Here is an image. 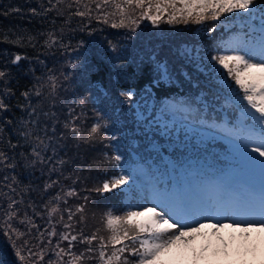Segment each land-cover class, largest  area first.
I'll use <instances>...</instances> for the list:
<instances>
[{
	"label": "trees",
	"instance_id": "1",
	"mask_svg": "<svg viewBox=\"0 0 264 264\" xmlns=\"http://www.w3.org/2000/svg\"><path fill=\"white\" fill-rule=\"evenodd\" d=\"M81 5L85 6L83 1L0 0V71L5 73L0 77V101L4 105L0 107V152L5 153L4 157H0V264H18L13 259L16 246L10 236L13 229L6 227L4 221L8 210L11 209L13 218L19 216L20 221L27 218L26 209L29 214L38 211L41 214L38 220L41 226L47 227L46 230L51 231L56 222L62 228L58 221L60 216L52 215L51 211L60 205L53 192L62 188L67 180L76 193L68 196V203L75 208L84 206L82 213L73 211L74 226L84 229L85 235L96 232L98 237H106L108 233L102 224L104 216L91 219L95 210L98 212L104 208L107 211L111 203V207L125 214L131 210L130 206L145 202L151 182L169 188L178 183L185 184L180 167H184L194 182H206L211 175L221 177L230 169H240L231 141L196 125L226 122L228 126H234L245 111L247 102L241 99L242 93L238 95V86L227 77L226 71L218 70L219 66L211 60L226 45L231 46L236 36L250 31L246 20L233 19L235 13L200 24L191 20L169 24L167 12L158 26L151 25L148 20V23L141 21L136 28L147 29L143 35L161 43L149 48L140 47L135 55L129 52L134 44L127 48L126 44L115 39H111L109 45L101 44L102 47L95 50L100 54L93 52L90 56L93 67L79 83L81 92L89 96L85 101L90 113L86 115L89 123L94 125L97 116L102 117L99 121L101 134L93 140H85L84 134L80 139L68 129L64 136H55L56 133L52 132L55 144L63 142L69 151L61 169L56 165L50 166L45 154L40 153V157L35 155L36 139L26 131V118L31 91L47 69L43 65L56 70L55 67L65 62L59 51L73 48L79 42L97 49V44L90 45L91 38L106 34L112 26L110 22L92 18L90 27L85 25L80 28L77 25L80 21H76V9ZM138 17L139 10H136L133 18ZM258 23L257 18L256 26ZM125 24L130 26L129 21ZM210 28L214 31H209ZM109 34L111 38L116 37L115 33ZM132 35L134 40L138 39L137 33ZM58 37L62 42L56 40ZM64 41L67 43L64 44ZM112 49L117 50L109 60ZM120 53H126L124 59L132 58V61L127 60L113 68L112 60H119L123 54L113 57ZM17 55L21 57L19 61L15 60ZM133 60L139 65L136 66ZM165 66L168 76L161 79L160 73ZM90 87L92 93H89ZM67 90L66 87L62 93ZM129 90L133 92L131 98L120 94ZM26 92L27 97L23 95ZM165 104H186L191 114L186 120L173 125L171 116L160 119V111ZM166 122L169 125L168 134L164 129ZM181 123L188 127L181 128ZM105 124L107 127H103ZM88 135L89 131L85 136ZM113 136L116 139H111ZM115 155L122 157L119 165L115 161L108 162ZM49 167L52 176L45 177ZM133 168L142 169L147 175H142L136 184L123 189L96 191L103 182L111 181ZM62 169L69 172H59ZM63 176L67 180L64 179L60 187L57 177ZM255 179L258 180V174ZM50 180H55V183L46 186L45 182ZM84 197L88 198L87 202ZM16 202L19 203L16 205ZM70 229L72 232L76 230ZM79 240L73 242L72 251L76 255L88 247ZM98 245L99 240L94 241V251L84 252V258L77 264H101L99 260L87 259L89 255L98 256ZM71 257L66 256L62 264L71 261Z\"/></svg>",
	"mask_w": 264,
	"mask_h": 264
},
{
	"label": "snow or ice",
	"instance_id": "2",
	"mask_svg": "<svg viewBox=\"0 0 264 264\" xmlns=\"http://www.w3.org/2000/svg\"><path fill=\"white\" fill-rule=\"evenodd\" d=\"M79 2L80 0H76V3ZM94 2L97 8L111 6L115 9L110 15H118L120 23L119 25L113 23L114 28L129 26L125 24V21H129L134 31L140 20H148L154 26H158L166 12L169 24L188 23L189 20L200 24L208 19L220 20L221 16H231L235 13L233 19L246 20L250 31L236 36L229 48L222 49L211 57L215 65L219 66L218 70L226 71L227 77L234 81L238 86V95L242 93L241 99L247 102L246 110L242 111L239 122L231 129H222L230 137L237 154L240 175L231 181L217 178L192 184L178 183L172 188L151 182V207L145 204L142 210H129L122 216L113 215L111 210L105 213L102 224L108 233L106 237H98L96 232L88 236L81 230L79 242L88 245L84 252L92 253L93 242L99 240L98 256L89 255L87 259L99 260L101 264H167L165 253L177 242L194 239L189 234L200 232L203 228L219 230L228 227L244 232L264 231V0H94ZM87 7L85 5L86 10ZM136 10H139V17L133 18ZM32 11L35 14V9ZM87 14V11L76 13L79 16ZM107 22L105 19V23ZM209 31H214V28H210ZM20 59L19 55L15 57L16 61ZM4 75L5 73L0 71V77ZM167 76L165 66L160 78L164 79ZM49 79L53 80L54 91L55 78ZM120 94L129 98L133 96L131 90L122 91ZM23 95L27 97L28 93ZM3 106V102L0 101V107ZM190 114L191 110L186 104H165L161 108L160 119L166 115L171 116L172 124L175 125L182 119L186 120ZM101 119L102 117L98 115L97 121L90 128V140L101 134L102 125L99 122ZM65 127L68 125L65 124ZM187 127V124L181 123V128ZM164 129L165 134H168L167 122ZM71 131L77 138L82 135L79 128L73 127ZM111 139L114 140L116 137L113 136ZM249 145L255 146L249 150ZM33 152L40 157L35 148ZM4 156L5 153L0 152V157ZM121 159L120 155H115L108 162L115 161L119 165ZM256 174L258 180L255 179ZM142 175L147 173L142 169L133 168L111 181L103 182L102 187L96 191L112 192L114 189H123L130 184H136L142 179ZM67 195L73 196L76 193L70 190ZM54 199L59 200L60 197L56 196ZM87 199L84 197L85 202ZM57 210L53 209L54 212ZM76 211L82 213L84 206L77 207ZM73 217L74 213L69 210L68 220H72ZM225 219L231 223H224ZM83 220L82 216L81 222ZM213 220L216 222L212 223ZM64 227L70 228L71 225L65 223ZM51 235H56L55 229ZM60 240L68 241V247L60 248L55 253L58 259L69 255L73 259L67 264H77L84 258V252L77 256L72 251L73 242L78 240V236L73 235L69 239L67 234L61 233ZM109 247L111 253L107 254L104 249ZM16 255L19 256L20 253L17 252ZM49 264L53 262L50 260Z\"/></svg>",
	"mask_w": 264,
	"mask_h": 264
},
{
	"label": "rangeland",
	"instance_id": "3",
	"mask_svg": "<svg viewBox=\"0 0 264 264\" xmlns=\"http://www.w3.org/2000/svg\"><path fill=\"white\" fill-rule=\"evenodd\" d=\"M63 1H74L76 3V0ZM80 1H83L84 5L88 6L87 10L83 5L79 7L77 6V12H88V14L85 16L77 15L76 21H80V23L77 24L80 28H83L85 25L86 27H90V19L92 18L96 20L101 19L104 22L105 19H107V21L111 24L115 23L119 25L120 17L118 15H110L111 12L115 11V9H113L111 6H102L101 8H97L96 2H94V0ZM141 21H143V23H148L147 20H140L139 22ZM125 22L127 23L128 21ZM149 22L151 25H153L151 21ZM142 30L143 28H135L133 31L131 26L115 28L110 26L107 29V33H115L116 37L111 38V35L109 34V36L107 33L96 35L95 38L92 37L90 40V45L93 46V44H97V49L86 46V43L79 42L78 45L73 48H63L61 51H59V54L61 57H63L65 62H61V66L59 64L57 67H55L56 70H54V68L52 70L51 66L43 65V67L47 69H44L45 71L42 75H40V82L34 86L33 90L31 91V95L29 96L30 104L27 109L28 115L26 118V124L28 127H26V131L32 135V138L36 139L34 148L37 152L46 155L47 162L50 164V166L55 167L56 165L58 169L63 168L65 166L64 162L67 161L69 153V151L66 150L63 142H61L59 145L55 144V141L52 140V132L56 133L55 136L57 134L59 136H64L66 129L71 130L73 127H76L81 130L82 135L84 134L85 140H90L89 135L88 137L85 136V134H87V132L93 126L92 122L89 123L88 117H86V115L90 114L85 104V101H87L89 96L88 93L81 92L82 89L79 87V85L82 82V77H84L86 73L91 70V67H93V64L91 65L92 62L90 61L91 54L94 52L95 54L99 55V51L95 50H98V47H102L101 44L103 43L109 45V43H111V39L117 40L118 43L126 44L127 48H129L130 44H134L133 49L129 51L133 55H135L136 52L140 50V47L141 49L143 46L149 48L151 45L161 43V41L157 39L153 40L151 37H145L143 33L147 29L144 31ZM134 33L138 34L137 40L133 39L134 36L132 34ZM56 40L62 42L61 37H58ZM66 43L67 41H64V44ZM166 47L167 46L164 48ZM229 47L230 46L228 45L225 46V48ZM116 50L117 49H112L109 52V60H111L112 55L116 52ZM122 54L120 53L113 57L117 58L119 55H122L119 60H112L113 68H115V66L117 67L121 65L123 62L125 63L127 60L132 61L130 60L132 58L124 59L126 53ZM205 58L207 59L208 57L206 56ZM133 61L134 64L136 63V66L137 64L139 65L136 60ZM49 77L55 78L54 91L53 80L49 79ZM66 87L68 90L65 93H62ZM91 90L92 88L89 89V93H92ZM71 92L73 93L71 94ZM33 101L35 102L34 104ZM239 120L237 122H239ZM65 124L68 125L67 128L65 127ZM196 125L200 127V129L206 131L212 130L216 134L223 136L224 139L231 141L230 137L222 129H231L233 125L228 126L226 122ZM81 136L79 137L80 139ZM40 141H43L44 143L41 144ZM45 145H47V147H45ZM254 146L255 145H249V150ZM59 172L67 174L69 171H63L62 169ZM52 173L53 172L49 167L46 170L45 177L51 175ZM239 175L240 169L233 168L221 177H214L211 175L207 181L215 180L217 178H223L226 181H231L232 179L237 178ZM54 178L56 179V177ZM64 179L67 180V177H57L60 187L65 181ZM54 181L55 180H50L45 182L46 186H51ZM65 182L66 183L62 188H59L53 192L55 197H60V199L57 200L60 205L54 208L58 209L57 211H51L52 215H59L60 218L63 216V219L58 220L62 228L56 224L57 222L55 223L53 228L56 232L55 236L51 235L53 229L48 231L46 230L47 227L45 228L44 225L41 226V221L38 220L41 214H38V211H33L31 215L28 213L29 210L26 209L25 212L27 214V218L25 219L23 217L24 220L21 221L19 216H16L15 219L10 215L11 209H9L5 214V226H11L13 229V233H10V236H12V238L15 240L16 245H14L15 250L13 251V259L18 264H49L50 260L53 262V264H62L65 262V257L68 255H64L62 259H58L55 255V253L58 252L60 248L67 249L68 247L66 241L60 240L61 233L67 234L69 239H71V236L73 235L78 236L80 239L79 233H81V230L84 232V229H78L74 226V220H68L69 210L73 212L77 208L68 203L67 192L70 190H75V188L69 183L68 180ZM46 186L43 187L47 189ZM18 203L19 202H16V205ZM145 204H147L149 207L152 206L150 190L147 193L145 202L142 204H134L130 206V208L132 211L142 210V206ZM110 210L113 215H124L120 214L117 210L111 207L110 203L107 211L104 208H101L98 211L99 213L95 210L91 215V219H99L100 216H104V214ZM117 212L119 214H117ZM13 220H15V223H12ZM38 222L39 224H37ZM215 222V220L212 221V223ZM223 222L231 223V221L228 219H225ZM65 223L74 226L70 228H76V230L72 232L70 228H65ZM42 228H44V230ZM189 235L193 236L194 239L177 242L165 253L167 264H264V231L249 230L244 232L241 229L228 227L220 228L219 230L203 228L200 230V232L190 233ZM58 242L59 247H57ZM17 252L20 253L19 256L16 255ZM105 252L110 254L111 248L107 249ZM21 257H23V259H21ZM70 259L72 260L73 257Z\"/></svg>",
	"mask_w": 264,
	"mask_h": 264
}]
</instances>
